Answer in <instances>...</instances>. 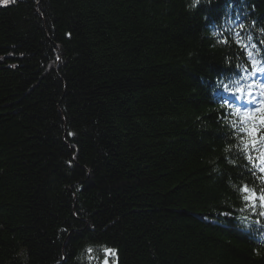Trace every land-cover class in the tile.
Instances as JSON below:
<instances>
[{"label": "trees", "instance_id": "16d2710c", "mask_svg": "<svg viewBox=\"0 0 264 264\" xmlns=\"http://www.w3.org/2000/svg\"><path fill=\"white\" fill-rule=\"evenodd\" d=\"M191 4L0 6V264H101L100 245L119 264H264V233L220 215L258 219L238 189L264 185L217 85L251 68L222 42L238 24L264 59V0Z\"/></svg>", "mask_w": 264, "mask_h": 264}, {"label": "snow or ice", "instance_id": "6c2138e0", "mask_svg": "<svg viewBox=\"0 0 264 264\" xmlns=\"http://www.w3.org/2000/svg\"><path fill=\"white\" fill-rule=\"evenodd\" d=\"M11 3H15V0H0V6H8ZM200 3L201 0H192L191 7L194 8ZM255 26V22H253L252 27ZM237 28L239 31L229 30V35L224 37L222 42L227 44L228 40L232 39L241 49V54L246 58L251 68L247 65L242 67L238 65V75L234 74L232 77L222 75L217 82L218 87L225 94L221 97L224 111L218 114V120L221 123L227 121V127L230 130L229 136L236 141L232 147L246 161L243 167L256 181L264 185V82L255 79L257 73H264V59H257L259 47L253 37L250 34L247 36L243 34L246 25L240 23ZM260 32L264 33V28H261ZM67 35L71 36V33ZM261 43L264 44V41ZM3 59L4 57H0V61ZM60 60L61 56L57 54L56 61ZM249 77L252 78L248 79ZM242 81L246 82L242 83ZM227 96H231L232 99L229 100ZM69 135L74 134L69 133ZM75 159L74 156L67 161L69 167L74 164ZM232 163L235 165V161ZM77 191H79V187H77ZM238 191L244 205L241 211L249 210L253 217L259 218L254 220H249L246 217L240 218L234 215L231 210L221 212L220 215L234 220L235 227L238 229L252 230L257 234L264 233V186L258 189L255 184L241 183ZM62 231L66 232L67 229ZM261 239H264V235H261ZM86 252L90 259L92 258L91 254L98 252L100 255L96 258L101 260V264H119V250L116 248L107 245H100L97 248L90 246ZM64 259L66 262L68 257H64Z\"/></svg>", "mask_w": 264, "mask_h": 264}]
</instances>
